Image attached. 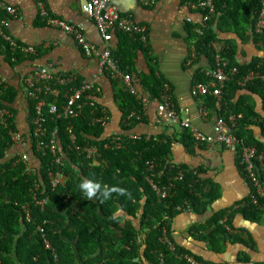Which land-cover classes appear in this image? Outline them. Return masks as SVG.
<instances>
[{"label": "trees", "instance_id": "trees-1", "mask_svg": "<svg viewBox=\"0 0 264 264\" xmlns=\"http://www.w3.org/2000/svg\"><path fill=\"white\" fill-rule=\"evenodd\" d=\"M215 3L225 31H235L242 41L252 39L257 48H264V29L262 32L256 31L262 0H216ZM1 19L0 14V21ZM203 31L205 35L197 50L200 56L209 58V71H215V60L207 45L219 39L211 27L208 29L204 26ZM244 32L248 33L246 38H243ZM123 36L130 51L134 49V44L138 45L126 34ZM1 45L0 49L3 47ZM221 45L223 58L229 63L226 72L230 73L232 68L237 67L239 73L226 83L221 109L217 111L226 119L242 114L243 117L238 120L234 129L235 135L264 153V142L257 139L252 129L259 127L264 136V115L256 112V104L249 98L241 95L237 100L240 92L248 91L260 95L264 107V57H258L249 64L241 63L237 58L238 47L234 40L223 41ZM114 55L119 67L130 74V70L125 68L126 58L122 57V51H115ZM249 71H254L256 78L246 86H240L238 81L248 75ZM207 75L204 71L199 72L196 81L209 83L212 79ZM160 85V81L147 84L154 97L159 96ZM96 89L97 85L89 96H95ZM16 98L17 90L0 87V107L8 108L15 114L13 105ZM50 100L53 101V98L50 97ZM120 100L124 121L128 123L127 129L144 121V104L141 100L126 90L121 91ZM205 101L209 109H216V98L208 96ZM33 105L30 102V114ZM97 109V116L100 117L101 112ZM92 110L94 108H86L84 115L73 121L75 132L80 144L92 142L102 147L107 141L103 139L105 127L92 123ZM132 113L135 116L128 120L127 117ZM138 117H142L141 120ZM65 123L67 121H60V126H65ZM12 128L16 129V124ZM182 141L187 146L194 143L187 133ZM11 150L7 130L0 127V264H187L183 255L193 253L177 244L175 250H171L161 241L164 230L171 239L169 220L180 214L177 207L202 214L218 198L211 181L203 182L189 168L179 167L171 162L170 145L156 140L147 141L146 137H141L138 141L125 142L121 149L102 150L107 162L105 166H92L89 160L71 153L69 159L72 164L65 161L63 167L69 180L54 191L49 186L46 175L51 155L45 156L34 148L30 149L42 164L40 172L44 183L36 191L37 200L49 199L42 210L29 190L34 177L27 173V162L22 158L17 164L21 154L11 156ZM150 163L156 166L152 171L148 168ZM87 167L91 169L88 171ZM180 172L184 174V178L176 180ZM85 178L110 187L118 185L126 188L131 192L132 199L113 193L112 198L103 203L96 199L89 201L78 189V184ZM148 179H152L161 188H168L169 197L161 200ZM201 184L204 189L206 185L210 189L203 192ZM251 188L254 191L252 185ZM63 191L70 195L66 202L60 197ZM245 203L242 212L258 221L264 211V199L255 204L249 196ZM23 207L30 208L31 221H27ZM55 208L59 211H55ZM73 209H79L76 212L79 214H73ZM120 211L124 214L119 215ZM221 219L222 216L217 215L209 222V225L215 227L210 234L214 238L218 236V239H229L230 235L220 223ZM46 220L54 223L49 224ZM39 226L44 228V234L38 231ZM46 242L50 243L53 250L47 248ZM197 257L204 264H210Z\"/></svg>", "mask_w": 264, "mask_h": 264}, {"label": "crops", "instance_id": "crops-1", "mask_svg": "<svg viewBox=\"0 0 264 264\" xmlns=\"http://www.w3.org/2000/svg\"><path fill=\"white\" fill-rule=\"evenodd\" d=\"M0 1L18 10L16 16L5 11L0 13L2 19L8 21L7 33L20 47L31 46L37 50L36 56H25L20 48L14 51L4 43L0 49V77L6 81V88L17 90L13 107L19 131L26 132L30 129V103L24 83L28 73L48 68L55 74H73L76 77L74 84L78 86L92 81L99 70V57L85 56L73 34L48 24V19L56 17L79 28L90 42L99 47L100 52L106 47L114 52L122 51V57L126 58L125 68L131 72L138 95L147 101L144 106V121L127 129L120 100L124 82L106 75L100 76L96 82L98 89L95 91L94 101L108 116L105 134L142 136L147 141L156 140L168 144L171 147L170 160L174 165L185 166L203 182L209 180L215 185L214 192L217 191L218 198L204 213L197 214L190 209H184L169 220L173 244L210 264H264V211L258 221L242 212L246 199L251 196L252 188L236 152L226 145H206L196 141L187 146L182 140L186 133L191 135L190 132L168 120L158 110L163 90L168 85L181 121H189L206 134L214 133L220 113L217 108L209 109L206 105L203 110L199 98L192 93L198 83L196 78L199 72H211L209 58L200 56L197 50L205 35L204 26L208 29L211 27L220 40L207 45L215 63L213 44L222 47L223 41L234 40L238 47V61L245 64L258 57L263 58L264 48H257L252 39L242 41L235 31H225L219 19L220 13H215L214 20L205 24V11L199 7V0H115L114 4L120 13L128 17L126 19L145 28L146 40L141 41L139 35L115 32L109 44L103 42L94 20L84 12V5L89 0ZM40 4L47 11L44 16ZM251 29L249 26V30ZM123 34L138 43L133 45L134 49L131 51L126 47L127 40ZM247 35L245 33L243 38ZM120 69L126 73L121 66ZM154 81L161 82L158 97H154L147 88V84ZM211 82L213 81L209 83ZM241 95L256 104L257 113L264 115L260 95L242 91L237 100ZM252 129L257 139L264 142L262 130L259 127ZM27 150L31 164L38 166L39 160L33 155L34 152ZM20 152L21 149L13 148L9 155L14 156ZM200 187L205 193L210 189L208 185L205 189L203 184ZM123 214L120 211L119 215ZM217 215L228 219L232 231H225L230 235L229 239H218V236L214 238L210 234L215 227L209 225V222Z\"/></svg>", "mask_w": 264, "mask_h": 264}, {"label": "built area", "instance_id": "built-area-1", "mask_svg": "<svg viewBox=\"0 0 264 264\" xmlns=\"http://www.w3.org/2000/svg\"><path fill=\"white\" fill-rule=\"evenodd\" d=\"M114 2L115 0H90L83 8L88 17L94 20L103 42L109 44L115 32H127L131 35H139L140 40L145 41V28L126 19L128 17L119 12ZM198 4L205 11L203 22L205 24L211 22L213 15L216 13L215 0H199ZM261 5L262 7L258 12V32L264 29V0H262ZM40 6L44 16L47 11L44 9L43 4H40ZM1 11H5L11 16H16L18 12L15 7L6 5L0 1V13ZM47 21L50 26L63 30L68 34H73L85 56L100 58L99 70L95 78L90 82L81 83L78 86L74 84L76 77L73 74H55L48 68H41L28 73L24 79V83L29 103L33 102L34 105L32 113L28 115L30 118V129L26 132L12 128L16 124L14 113L8 108L0 107V127L7 130L12 149H21L20 154L25 159H28L27 149L32 150V148L45 156L51 155V164L47 168L46 175L49 186L54 191L61 184L68 182V176L65 174L63 167L65 161H70L69 156L71 153H76L77 157H84L87 161L89 160L92 166H105L107 162L102 154V150L120 149L123 147L124 139L119 137L110 138V141L102 147L92 142L82 145L79 143L78 135L75 132L73 121L83 116L86 108H94L91 111L93 124H100L102 127H105L107 124L108 116L106 111H101L94 101V96H89L94 91L97 79L100 76L106 75L115 80L121 79L124 82V90L135 95L144 106L147 101L139 97L131 75L121 71L114 51L110 47H106L103 52H100L99 47L90 42L79 28L56 17H52ZM7 26L8 21L5 18L1 19L0 44L4 43L14 51L20 48V52L25 56L37 54V50L31 46L20 47L17 41L7 33ZM213 48L216 58V70L208 72L213 82H199L194 86L192 91L193 95L199 98L203 110H205V98L208 96L216 98V108L217 110L221 109L222 95L226 83L239 73L237 67L232 68L230 73H227L226 69L229 63L223 58L222 48L216 44H213ZM256 75L255 72L248 73V75L238 81L239 85L242 87L246 86L256 78ZM6 84V81L0 77V87H7ZM50 97L53 98V101L50 100ZM97 108L101 112L100 117L97 116ZM30 110L31 108L29 112ZM158 110L164 113L168 120L190 132L194 141L205 143L206 145H226L236 152L243 172L254 189L251 193L253 202L256 204L260 199H264V153L260 152L256 147L246 144L244 140L239 139L234 133L238 120L243 117L242 114L238 116L232 115L228 119L219 116L214 127V133L206 134L198 130L189 121H181L168 85L163 90ZM133 116H135V113L129 116V120ZM137 119L140 120L141 117ZM60 121H67V123H65V126H60ZM130 139L138 140L141 139V136H132ZM148 168L149 171H152L156 166L150 163L148 164ZM90 169L91 167H87L88 171ZM183 178L184 174L180 172L176 180H182ZM148 183L161 200L169 197L170 191L168 188H161L152 179H148ZM39 188L40 184L36 181L33 189L34 200L37 205L44 207L48 202V198L37 201L36 191ZM61 198L66 202L70 199V195L64 191L61 193ZM177 210L183 211L184 208L177 207ZM76 212H79V209H73L74 214H79ZM27 221H30V215L27 216ZM220 223L227 231H232L228 219L222 218ZM39 230L41 233H44L43 228L39 227ZM161 241L167 244L171 250H175V246L165 230ZM46 244L47 248H51L49 242H46ZM127 249L130 250V247H127ZM183 258L187 264H204L194 254H185ZM161 261L163 262L162 258Z\"/></svg>", "mask_w": 264, "mask_h": 264}, {"label": "clouds", "instance_id": "clouds-1", "mask_svg": "<svg viewBox=\"0 0 264 264\" xmlns=\"http://www.w3.org/2000/svg\"><path fill=\"white\" fill-rule=\"evenodd\" d=\"M90 1V0H89ZM88 1V2H89ZM87 2V3H88ZM86 3V4H87ZM216 13H217V11H216ZM212 20H213V18H212ZM257 22H258V19H257V21H256V31H257ZM206 24H209V23H206ZM258 32V31H257ZM261 32H262V30H261ZM221 47V46H220ZM222 48V47H221ZM222 55H223V49H222ZM33 56H36V55H33ZM250 72H254V71H250ZM127 119L129 120V117H127ZM125 124L126 125H128V123L125 121ZM112 137H119V138H122V139H124V142H123V147H124V144H125V142H128V141H138V140H140V139H138V140H133V139H130V137H132V135L131 136H128V137H126V136H114V135H111V136H107L105 133H104V136H103V139H105V140H107L105 143H107V142H109L110 141V138H112ZM142 137V136H141ZM104 143V144H105ZM103 144V145H104ZM122 147V148H123ZM121 149V148H120ZM109 150H118V149H109ZM103 151H105V150H103ZM27 153H28V151H27ZM20 154V153H19ZM33 155H35V153H33ZM36 157V156H35ZM23 157H22V155H21V157L17 160V164H18V161L20 160V159H22ZM27 163H26V165H27V173L28 174H30V175H33L32 177H34V180L32 181V184H31V186H30V188H29V190L34 194V191H33V189H34V186H35V182L37 181V183H39L40 184V186H43V177H42V174H41V172H40V169L42 168V164L40 163V161H39V163H38V166H34L35 164H31V162H30V160H29V156H28V159H25V158H23ZM37 159V158H36ZM16 164V165H17ZM68 180H69V178H68ZM78 189H79V191L83 194V196L85 197V199H87V200H89V201H91V200H94V199H96V200H99L101 203H103L104 201H106V200H108V199H111L112 198V194L113 193H116L118 196H124V197H126V198H128V199H132V194H131V192L128 190V189H126V188H123V187H120V186H108V185H102L100 182H98V181H95V180H91V179H87V178H85V179H83V180H81L80 181V183L78 184ZM64 192V191H63ZM60 197H61V195H60ZM44 199V198H43ZM62 199V198H61ZM40 200H42V199H40ZM37 201H39V200H37ZM48 201H49V199H48ZM48 203V202H47ZM37 204V203H36ZM37 206H40L41 207V209L42 210H44L45 209V206H46V204L44 205V207H42L41 205H37ZM56 210L55 211H59V209H57V208H55ZM23 210L25 211V214H26V217L28 216V215H30V208L29 207H23ZM74 214V213H73ZM113 218H115V217H113ZM30 221H31V216H30ZM46 222L47 223H49V224H51V223H54L52 220H46ZM39 227H41V226H39ZM39 227L37 228L38 229V231L40 232V230H39ZM42 228V227H41ZM44 229V228H43ZM42 234H44V233H42ZM172 241V240H171ZM50 244V243H49ZM174 245V244H173ZM51 246V245H50ZM175 246V245H174ZM170 248V247H169ZM49 249H51V250H53L52 249V247L51 248H49ZM174 251V250H173Z\"/></svg>", "mask_w": 264, "mask_h": 264}]
</instances>
